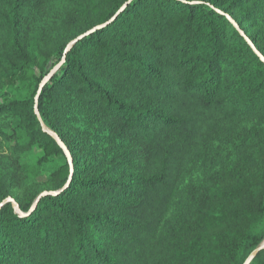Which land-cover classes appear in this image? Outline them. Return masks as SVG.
Masks as SVG:
<instances>
[{"label": "trees", "instance_id": "trees-1", "mask_svg": "<svg viewBox=\"0 0 264 264\" xmlns=\"http://www.w3.org/2000/svg\"><path fill=\"white\" fill-rule=\"evenodd\" d=\"M241 31L264 57V0H0V205L25 215L0 208V264H245L264 62Z\"/></svg>", "mask_w": 264, "mask_h": 264}, {"label": "water", "instance_id": "water-1", "mask_svg": "<svg viewBox=\"0 0 264 264\" xmlns=\"http://www.w3.org/2000/svg\"><path fill=\"white\" fill-rule=\"evenodd\" d=\"M230 21L232 22V20L230 19ZM234 25H235V27L236 28H238V26L234 23V22H232ZM241 33V35L246 39V41L248 42V44L250 45V47L252 48V50L254 51V53L264 62V57L259 53V51L256 49V47L250 42V40L245 36V34L241 31L240 32ZM78 41V39L77 40H75V41H73L69 46H68V48H67V51L74 45V44H76V42ZM56 71V69L55 70H53L52 71V73H51V75L54 73ZM49 78H50V75L48 76V77H46L44 80H43V82L41 83V85H40V89H39V92L42 90V88L45 86V84L47 83V81L49 80ZM36 101H38V97L36 98ZM35 113H36V115H37V117H38V120H39V122H40V124H41V127H42V129L45 131V132H47L48 134H50L55 140H56V142L58 143V145L60 146V148L64 151V153L66 154V156L68 157V160H69V163H70V173L72 174L73 173V171H74V168H73V166H72V159H71V156H70V154H69V152H68V149L66 148V146L64 145V143L62 142V140L58 137V136H56L54 133H52L50 130H48L47 128H46V126L44 125V123H43V121H42V118L40 117V115H39V112H38V109H37V106L35 107ZM70 174V175H71ZM70 179H71V176H70ZM70 179H69V182L68 183H70ZM56 194V192H49V193H47V192H45V193H43L42 195H40L39 197H38V199L36 200V202H38V200H40V198H42L43 196H45V195H55ZM9 202H11L12 203V205H13V207L15 208V210H16V212L18 213V214H20L21 216H25L22 212H21V210H20V207L18 206V204L12 199V198H8V199H6L1 205H0V208L4 205V204H6V203H9ZM33 211H30L27 215H29V214H31ZM262 250H264V242L249 256V258L246 260V262H245V264H250L251 263V261L253 260V258L260 252V251H262Z\"/></svg>", "mask_w": 264, "mask_h": 264}, {"label": "rangeland", "instance_id": "rangeland-1", "mask_svg": "<svg viewBox=\"0 0 264 264\" xmlns=\"http://www.w3.org/2000/svg\"><path fill=\"white\" fill-rule=\"evenodd\" d=\"M40 154H41V151L39 149H36L35 152H34V159L39 157ZM49 171H50V165H46L45 168H44V175L38 179V183H44L46 181V176L49 173Z\"/></svg>", "mask_w": 264, "mask_h": 264}]
</instances>
